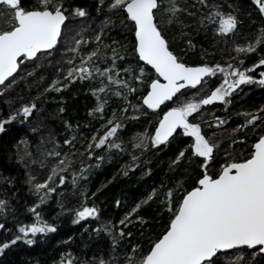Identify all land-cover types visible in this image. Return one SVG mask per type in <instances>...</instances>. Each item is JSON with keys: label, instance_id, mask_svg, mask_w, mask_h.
<instances>
[{"label": "snow or ice", "instance_id": "snow-or-ice-1", "mask_svg": "<svg viewBox=\"0 0 264 264\" xmlns=\"http://www.w3.org/2000/svg\"><path fill=\"white\" fill-rule=\"evenodd\" d=\"M251 2L264 17V0ZM94 9L104 16L97 27L73 0H0V97L11 108L0 111V137L14 125L39 135L34 144L23 137L12 145L33 198L24 205L30 223L19 219L18 178L0 172V257L56 233L58 218L70 216L90 239L107 237V249L82 260L69 248L53 264H264V106L236 112L243 122L228 126L242 86L264 87V28L242 33L229 0H94ZM117 28L122 39L112 35ZM193 31L205 41L211 33L212 52ZM198 47L202 62L189 64ZM216 49L228 54L223 63L209 62ZM253 54L258 59L245 66ZM20 83L30 99H9ZM77 83L95 98L87 131L66 119L68 135L44 128L49 95ZM15 99L22 102L12 108ZM217 105L222 115L208 107ZM130 124L140 130L128 132ZM165 150L173 152L168 173L130 208L117 199L126 208L118 221L101 222L95 198L107 184L90 192L93 172L118 162V175L151 177L150 157ZM66 191L78 206L63 202ZM51 202L59 211L50 222L43 206Z\"/></svg>", "mask_w": 264, "mask_h": 264}, {"label": "trees", "instance_id": "trees-1", "mask_svg": "<svg viewBox=\"0 0 264 264\" xmlns=\"http://www.w3.org/2000/svg\"><path fill=\"white\" fill-rule=\"evenodd\" d=\"M73 2L89 9L92 19L87 21L88 24H91L93 27L101 25L104 16H98L95 12L94 0H73ZM229 2L233 3L239 10L240 19L243 21L241 26L242 33L253 36L258 33L259 29L264 28V17L258 13V10L252 4L251 0H229ZM2 23L3 21L0 20V24ZM112 35L117 39L123 38V35L119 32V28L114 29ZM192 35L195 37V42H198V44L203 43L205 48L210 52L213 51L211 46V33H209L208 41L204 40L203 34L196 35L195 31H193ZM240 42H244L243 38H241ZM187 59L189 64L201 63L199 47L196 54L190 53ZM227 59L228 54L218 49L215 50L214 56L208 57L209 62L218 61L223 63ZM257 59L258 57L253 54L245 60V66L250 67ZM53 72V69H49L47 74L51 75ZM258 72L259 70L257 71V78H259ZM43 86H46V83L40 87ZM242 88L243 91L234 97L233 104L230 106L232 120L229 122V127L243 122V117H237L235 115L236 112L252 111L264 106V87L248 85L242 86ZM36 89L37 85H32V95L36 94ZM6 95L9 99L18 96H23L24 101L30 99L29 93L25 90L23 83H20L15 91ZM21 102V100L15 99L12 103V108L18 107ZM94 106L95 98L88 92L87 84L77 83L60 94L52 93L43 104V127L53 129L57 133L68 135L69 133L65 132L62 124V120L66 119L73 125L79 122L81 131L86 132L87 130L83 128V125L91 119L88 116V111ZM59 107H64V113H60L58 118H53L56 117ZM208 107L212 108L217 115L223 114V106ZM10 110L9 105L4 102V97H0V111H2V114L7 116ZM93 124L95 127H99L95 121H93ZM133 130H140V127L130 124L128 126V132ZM23 137L28 138L33 144L39 140V135L31 133L28 127L24 125H14L10 127L8 135L0 137V172L18 178L17 188L20 189L18 192V197L20 198L19 219L25 223H30L31 219L25 214L24 205L25 202L30 205L33 202V198L28 194L27 186L23 183L24 169L16 164L14 156L15 148L12 146L15 140ZM59 138L63 139V135ZM251 142L250 140L249 143ZM172 155L173 152L171 150H165L150 157L152 161L150 167L153 169V175L151 177H142L140 170H137L135 174H130L128 177L118 175L120 166L118 162L111 164L105 163L100 169H96L91 175L87 187L90 192H95L101 185L107 184V187L103 188L95 198V204L101 210V222L107 220H112L113 222L118 221L124 215L126 208H117L115 201L117 199L126 200L127 207L130 208L145 193L146 189L153 184V181L158 182L168 173V163ZM125 159L127 158L125 157ZM114 176L115 179H113ZM169 176H171L170 173ZM110 180L112 182L108 183ZM63 202L68 204L69 207H76L78 206L79 199L78 197H74L70 191H66ZM92 202L90 200L89 204ZM43 207L45 218L51 222V218L56 216L59 211L55 202H51L49 205ZM152 211L150 208H145L142 210V214L150 218ZM56 223L58 225L56 233L39 237L37 243L32 246L25 245L22 242L18 243L11 250L7 251L5 256L0 257V264H53L54 261L59 260L60 254L69 250V248L74 254L79 255L82 260L94 254L103 255L106 251L109 240L103 234L97 237L93 233L90 239L89 234L83 232L81 225H73L71 223L70 216H60ZM7 226H13L11 217H9ZM92 226L95 227L96 223L93 222ZM132 230L136 233V239H142L137 229ZM69 237L72 238L70 246L62 243V241L68 240ZM3 238V235H0V240Z\"/></svg>", "mask_w": 264, "mask_h": 264}]
</instances>
